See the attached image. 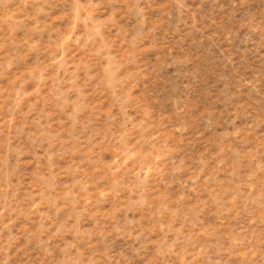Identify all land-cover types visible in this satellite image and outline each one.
I'll use <instances>...</instances> for the list:
<instances>
[{"label":"rangeland","instance_id":"374dc122","mask_svg":"<svg viewBox=\"0 0 264 264\" xmlns=\"http://www.w3.org/2000/svg\"><path fill=\"white\" fill-rule=\"evenodd\" d=\"M0 264H264V0H0Z\"/></svg>","mask_w":264,"mask_h":264}]
</instances>
